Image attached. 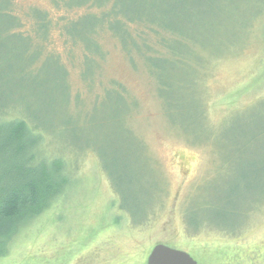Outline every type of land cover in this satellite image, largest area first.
Returning <instances> with one entry per match:
<instances>
[{
	"label": "rangeland",
	"instance_id": "rangeland-1",
	"mask_svg": "<svg viewBox=\"0 0 264 264\" xmlns=\"http://www.w3.org/2000/svg\"><path fill=\"white\" fill-rule=\"evenodd\" d=\"M99 2L114 7L105 11L116 12L119 23L129 17L148 26L152 48H159L157 32L174 37L172 49L197 48L215 57L199 75L203 111L190 89L193 64L157 69L165 86L162 102L147 71L154 63L122 50L130 42L119 29V42L109 33L101 37L106 55L96 67L89 19L77 29L61 27L65 32L57 23L86 8L15 0L20 17L38 9L49 12L55 26L44 49H31L0 29V101L5 96L10 111L46 131L49 154L66 159L69 181L45 213L23 223L0 264H147L159 243L199 264H264V135H257L264 130V0ZM24 31L32 34L29 26ZM35 59L37 67L28 70ZM246 165L253 173L244 183L237 174L250 173ZM192 196L188 225L209 221L211 228L186 229ZM121 200L134 212L148 208L146 221L133 225L119 209Z\"/></svg>",
	"mask_w": 264,
	"mask_h": 264
},
{
	"label": "trees",
	"instance_id": "trees-1",
	"mask_svg": "<svg viewBox=\"0 0 264 264\" xmlns=\"http://www.w3.org/2000/svg\"><path fill=\"white\" fill-rule=\"evenodd\" d=\"M66 1L67 0H54V6L57 8H66L67 10L86 8L87 12L78 15L76 19H70V21L60 20L65 23H61L60 21L57 23L58 25H62H59L60 28L70 27L68 29L71 30L72 27L76 29L80 28L77 24L86 18L89 19L87 38L93 45V50L91 51L95 59L94 62L96 67H99L98 61L104 59L106 55L103 51L101 37L105 35V33H109L119 42L116 31V29H119L121 35L123 34L126 36V43L130 42L129 46L126 45L128 49L122 45V50H128L130 53L132 52V55L135 53L139 55V57L141 56L143 60L145 59L148 62L151 61L154 63L150 70L148 68L147 71L151 79L157 84V94L162 102H164L165 99V86L160 82L161 80L160 76H158L157 69L163 71V67L166 65H186V62L187 64H193L191 69H189L191 81L190 89L191 92H194L192 96L198 98L199 107L203 111V99L200 92V83L198 81L199 75L207 68L206 64L208 61L215 57L209 54L207 55L197 48H191L189 50L172 49L168 41L173 40L174 37H163L158 35L157 32H152V34L159 48H152L149 43L150 38L147 36L149 33V31H147L148 26L138 24L137 21L129 17L119 23L116 12L110 13V11H105L106 9H114L110 3L101 5L99 0H84L79 3L70 2L66 4ZM16 8L15 0H0V29L8 28V32H11L10 34L12 37L19 35L20 39L27 42L31 49L33 47H42V49H44L46 45L49 44L50 35L55 26L53 24L55 23L54 19L50 16L49 12H43L38 9L30 10V12L27 11L23 17H20L19 14L16 13ZM106 20L108 22H114L109 27L105 23ZM28 26L32 31L30 35L26 34V31H24L25 27ZM142 26L144 29L140 30ZM139 30L140 32L136 35L134 32ZM63 31L65 32V30H62V32ZM77 39L82 38L77 36ZM76 44L81 46L80 42H76ZM1 48L2 47H0V49ZM36 62V59L33 60L31 64L27 66V69L36 68ZM96 71L97 70L93 73L91 85L95 83ZM153 75L157 76V80ZM113 84L118 87L123 94L127 93L121 84H117L116 82ZM112 93H116V91ZM122 93L117 92L116 95L124 97ZM2 97L4 101L3 103L0 101V257L7 254V244L20 231L23 223L32 219L33 216L45 213L44 211L50 207L52 202L55 201V198L63 193L69 181V170L66 168L69 167V165L66 159L62 156H52L49 154L46 131L29 119L23 117L19 111H10L8 100H6L5 96L2 95ZM106 97L108 98L109 96ZM131 111L132 106H130V111H128L129 113L126 114V116H129ZM211 134L213 133L211 132ZM257 135L260 139L264 135V130L258 132ZM255 140L256 138L249 140L246 145ZM226 165H228V163H224L219 167V169L216 170V175L223 172ZM250 167L251 166L246 165V168L250 169ZM103 170L106 175H108L116 196H119L120 186L114 175L106 168V165H104ZM252 173V169H250V173L248 171H242L237 174L239 175L238 179L246 183ZM260 175L261 172H259V169L257 172H254V176L259 177ZM240 181H238L236 185L240 183ZM156 188H153L155 191L154 195L157 190ZM199 189H197L195 193H197ZM246 191H249V189ZM226 200L228 199L225 198L224 202H226ZM202 201L200 203H202ZM122 202L121 200L119 209L123 211V215L125 214L128 216V219L133 225H140V223L146 221V218L149 216V212L147 211L148 208H146L144 212H134L132 209L126 208ZM150 202L151 200L148 201V203ZM153 203L154 202H152L151 205ZM192 203L193 196L186 203L184 212L185 227L188 232H198L204 227L211 228L207 220V222L204 223L201 220H197V222H193L192 226L188 225L187 216L191 211L190 205ZM253 210L255 209H251V212H253ZM136 213L140 214L137 215ZM225 223H227V221ZM242 225L243 223H240L236 226L241 228ZM229 227L224 228L226 233L233 231L234 226L231 225Z\"/></svg>",
	"mask_w": 264,
	"mask_h": 264
},
{
	"label": "water",
	"instance_id": "water-1",
	"mask_svg": "<svg viewBox=\"0 0 264 264\" xmlns=\"http://www.w3.org/2000/svg\"><path fill=\"white\" fill-rule=\"evenodd\" d=\"M147 264H199L187 252L159 243L150 252Z\"/></svg>",
	"mask_w": 264,
	"mask_h": 264
}]
</instances>
